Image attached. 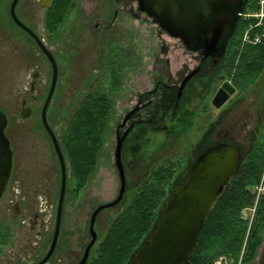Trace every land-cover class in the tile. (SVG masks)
<instances>
[{"label": "flooded vegetation", "instance_id": "obj_1", "mask_svg": "<svg viewBox=\"0 0 264 264\" xmlns=\"http://www.w3.org/2000/svg\"><path fill=\"white\" fill-rule=\"evenodd\" d=\"M53 1L50 2L49 7L43 8L40 4H46V0H38L37 5L44 13L43 19ZM129 1L121 0L124 4L122 7L115 5L114 15L118 13L119 8L126 12H133V8L128 6ZM251 1L242 0L241 13L246 11L245 4ZM11 2L12 0L9 3L7 0H0V113L6 119L4 135L12 154L9 178L0 196V264H129L137 251L135 249L139 246L134 248L131 245L128 253L122 257L120 262L113 253L118 250L117 242L113 238V225L115 220L120 218L121 213L126 210L135 194L145 185H150L153 173L171 166L170 172L174 178L166 183V187L172 189L176 180V183L180 182L193 159L211 146H206L209 142L239 144L238 142L251 141L252 135L253 137L261 135L262 127H264V118L261 113L264 107L262 59L259 55L243 56L241 49L245 44L257 45L263 42L264 37L254 41L249 35L253 29L250 30L248 39L242 37L240 51L235 56L237 45L232 42H237V40L232 34L221 58L216 60L204 58L200 52H192L196 54V65L190 71L185 74L179 73L177 79L173 81L165 76L163 80H156L149 91L137 94L124 115L125 117L129 113L125 126L119 127L122 122L116 126V133L120 136L128 131L121 152L126 182L125 192L120 203L100 210L92 222L95 210L104 204L96 206L87 219L86 201L81 196L83 188L78 192L74 191V184H71L69 180L70 172H67L60 212L58 209L60 181L57 197L52 203L46 199L36 200L33 194L49 186L47 179H49L50 172L45 173L43 169L42 171L39 169L36 154V144L40 138L42 142H45L47 150L53 149L54 151L50 134L42 119L49 88L44 98H41L37 88L38 74L36 72H32V80L29 84L23 81L28 74V69H25V63H23V53L30 61H34L41 51L36 42L12 20L9 13ZM20 2L18 0L15 5L14 13L22 24L33 31L31 26L25 24L17 14ZM135 11L141 13L138 11V6ZM240 20L244 21L239 13L237 22ZM161 31L170 37L163 30ZM21 35L27 36L31 42H20ZM16 36L19 38L17 39ZM36 36L39 38L37 34ZM173 39L180 41L177 38ZM24 46H27L26 49ZM163 52L167 53L168 50L163 49ZM43 56L45 57L44 54ZM164 63L167 66V61ZM221 67L223 73L217 75ZM31 70L32 68H29V71ZM193 71H195L194 75L185 83L178 96L182 81ZM224 84L232 88L233 93L228 96L220 108L216 109L212 105V100ZM52 99L45 110V120L49 130L55 135L51 122ZM195 102L196 105L198 102L197 108L201 109L199 115L193 108ZM211 106L221 111L226 108V111L218 113V123H216L217 118H214ZM241 108L248 109L250 114L231 116V112H238ZM253 111L255 114L252 113ZM225 114L226 123L223 120ZM239 119L242 120L239 121ZM259 126L261 130H257ZM256 132L259 133L256 134ZM175 136L183 138L187 143L185 145L188 146L187 149L185 146L182 148V151L186 153L184 161L175 160L173 163L166 164L163 157L161 160L158 158V163L154 161L159 151L162 156H165L166 142ZM188 136L190 140L186 139ZM156 139H162L160 141L164 144L163 148L145 154L144 144L155 142ZM239 145L243 148L241 144ZM126 158L129 159L130 168L134 170L131 161L138 159L142 179L135 184V190L123 211L111 220L106 219L100 225L98 219L104 213L103 210L109 211L122 204L128 191L129 164ZM151 160L153 162L150 165ZM133 172L132 170V174ZM144 175H147V178H144ZM118 192L119 188L117 195ZM42 203L45 204L42 206ZM114 244L115 248H113Z\"/></svg>", "mask_w": 264, "mask_h": 264}, {"label": "rangeland", "instance_id": "obj_2", "mask_svg": "<svg viewBox=\"0 0 264 264\" xmlns=\"http://www.w3.org/2000/svg\"><path fill=\"white\" fill-rule=\"evenodd\" d=\"M7 1L9 3L11 0ZM20 1L17 7L18 16L25 24L31 26L53 55L57 64L58 78L51 102L53 112H51V122L60 146L70 119L82 99L95 93L98 89L109 92L113 81L112 76H116V79L119 77L120 88L111 95L113 115L105 136L103 149L98 157L97 168L81 193L82 199L86 201V216L88 219L96 206L112 201L117 195L119 178L114 162L116 126L122 122L132 101H134L137 94L152 89L156 80H163L167 76L173 81L177 79L179 73L183 72L185 74L190 71L196 65V54L187 51L180 41L165 35L159 26L153 24L146 15L135 11L137 4L133 0H130L128 4L133 8V12H126V10L119 8L116 15H114L115 5L118 4V7L124 6L121 0H73L64 22L55 33L49 32L45 28L42 17L44 13L37 5L38 0ZM7 32L10 33L9 30ZM18 33L20 32L18 31ZM16 37L19 38V36ZM20 38V42H31L25 35H21ZM26 47L24 46L25 49ZM163 49H167L168 52L164 53ZM166 61L167 66L164 63ZM23 63H25V69H28V74L23 80L24 83L29 84L32 80V72H36L38 74V93L41 98H44L51 82V66L48 60L41 52L38 53L34 61H30L23 53ZM29 68H32V70L29 71ZM262 101L264 102V95ZM197 106L198 102L197 105L195 102L193 108L195 113L197 111V115H199L201 109H198ZM211 109L214 118H217L216 123H218V113L221 110H216L212 106ZM224 111H226V108L221 113ZM252 113L255 114L254 111ZM261 113L264 118V107ZM235 114L242 116L249 115L250 112L246 108H241L238 112H231L232 117ZM223 118L226 123V114ZM241 120L239 119V121ZM257 128V130H261V126ZM263 132L264 130L261 131V133ZM258 133L256 132V134ZM256 137L252 135L251 141L246 140L247 142L238 143L245 147L246 144L248 145L254 141ZM186 139L190 140V136ZM160 140L162 139L144 144L145 154L161 150L164 144ZM185 145L187 143L180 137L176 138L175 136L172 140H167L165 156H162L161 151H159L160 153L155 155L154 161H157L158 158L161 160L163 157L166 164L173 163L175 160L183 162L186 153L182 151V148ZM187 147L185 146L186 149ZM36 154L39 169L41 171L43 169L45 173L48 171L50 173L49 179H47L49 186L33 194L36 200L46 199L49 203H52L57 197L60 181L58 160L53 149L47 150L46 144L42 142L41 138L36 144ZM126 160L129 164V159L126 158ZM138 162V159L131 161V165H134L135 170L130 168L129 164V187L124 201L109 211L107 209L103 210L104 213L98 219L100 225L106 219H113L126 207L131 194L135 190V184L142 179ZM152 162L153 160H151L150 165ZM66 166L68 169L67 163ZM132 170L134 171L133 174ZM143 177L147 178V175ZM91 203L94 205L92 206ZM253 212V208L245 210L243 216L252 218ZM262 244L258 250V255L250 264H258Z\"/></svg>", "mask_w": 264, "mask_h": 264}, {"label": "water", "instance_id": "obj_3", "mask_svg": "<svg viewBox=\"0 0 264 264\" xmlns=\"http://www.w3.org/2000/svg\"><path fill=\"white\" fill-rule=\"evenodd\" d=\"M52 0L40 4L47 8ZM138 11L151 19L170 37L177 38L191 52H200L204 58L214 60L224 55L226 44L233 34L241 13L242 0H136ZM18 0L10 4L12 20L27 33L47 58L51 70V82L42 111L43 124L47 128L60 170V212L67 181V166L60 145L49 130L45 120V110L54 94L58 69L53 55L36 34L22 24L14 13ZM187 75L179 88L180 95L185 83L194 75ZM223 87L218 90L212 105L218 109L233 93V89ZM126 114L119 127L126 124ZM6 119L0 113V196L2 195L11 169L12 154L4 135ZM128 131L121 136L116 133L114 162L119 175V192L112 202L99 206L93 216L104 208L117 205L125 192V176L121 152ZM243 149L239 144L218 142L197 155L188 166L177 187L160 210L154 227L142 242L129 264H189L196 248L203 224L215 208L225 186L236 175L242 160ZM258 264H264V242Z\"/></svg>", "mask_w": 264, "mask_h": 264}, {"label": "trees", "instance_id": "obj_4", "mask_svg": "<svg viewBox=\"0 0 264 264\" xmlns=\"http://www.w3.org/2000/svg\"><path fill=\"white\" fill-rule=\"evenodd\" d=\"M72 1H53L44 18V26L49 32L55 33L64 22ZM257 2L258 0L247 2L245 10L255 11ZM255 22H237L233 33L237 42H232L237 45L235 56L240 51L244 32L249 24L253 25ZM263 29L264 26L254 28L249 33L250 38L261 34ZM241 53L243 56H261L264 73V40L257 45L245 44ZM222 73L221 67L217 75ZM118 79L119 77L116 79V76H112L109 92L98 89L82 99L63 137L60 148L75 192L81 190L96 171L113 115L111 95L120 88ZM170 170L171 166L153 173L150 185L139 190L120 218L115 220L112 231L118 250L113 253L120 262L131 245L137 248L148 237L161 208L177 187V180L172 189L166 187V183L174 178ZM263 173L264 132L243 147L236 175L225 186L215 208L204 222L189 264H215L220 257L224 258L221 264H250L255 259L264 239V195L255 204L254 188ZM252 208V218H245L243 211ZM115 247L114 244L113 248Z\"/></svg>", "mask_w": 264, "mask_h": 264}, {"label": "built area", "instance_id": "obj_5", "mask_svg": "<svg viewBox=\"0 0 264 264\" xmlns=\"http://www.w3.org/2000/svg\"><path fill=\"white\" fill-rule=\"evenodd\" d=\"M241 18L244 21H251L255 20V24H249V27L246 29V31L243 34L244 39H248V33L250 30L256 28V27H263L264 26V0H258L257 2V9L255 11H249L246 10L243 13H240ZM261 37H264V29L263 32L260 35H256L253 40L256 41L260 39ZM256 43V42H253ZM254 195H255V204L259 200L261 196L264 195V173L262 175V178L258 185L255 186L254 188ZM224 262V258L220 257L218 261L215 262V264H221Z\"/></svg>", "mask_w": 264, "mask_h": 264}]
</instances>
